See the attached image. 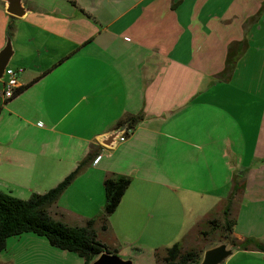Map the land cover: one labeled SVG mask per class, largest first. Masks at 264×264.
I'll return each mask as SVG.
<instances>
[{
    "label": "crops",
    "instance_id": "obj_1",
    "mask_svg": "<svg viewBox=\"0 0 264 264\" xmlns=\"http://www.w3.org/2000/svg\"><path fill=\"white\" fill-rule=\"evenodd\" d=\"M22 4L18 18L0 0V51L12 25L7 68L21 91L5 101L4 74L0 191L45 194L91 155L50 215L71 226L95 219L117 255L133 260L138 250L140 264H159L176 243L203 255L219 244L209 245V222L224 220L239 183L232 237L264 246V0ZM230 50L237 62L227 76ZM129 117L140 121L126 141L103 146ZM113 175L131 185L105 229L104 183ZM0 264L85 261L29 233L8 239ZM223 264H264V251L236 249Z\"/></svg>",
    "mask_w": 264,
    "mask_h": 264
},
{
    "label": "trees",
    "instance_id": "obj_2",
    "mask_svg": "<svg viewBox=\"0 0 264 264\" xmlns=\"http://www.w3.org/2000/svg\"><path fill=\"white\" fill-rule=\"evenodd\" d=\"M12 34L13 26L10 25L8 38H11ZM236 62V55L232 54L230 50L223 74L231 76ZM20 92L18 89L14 98ZM139 121V117H129L121 122L118 127L127 125L134 129ZM90 158L91 155L82 161L57 187L42 195L35 194L29 200H22L0 191V255L6 250L8 239L29 233L46 238L50 245L57 249L78 255L85 261V264H92L105 252L117 253L99 240L95 229V219L89 220L84 226H71L54 219L49 212L50 207L57 202L60 195L82 172ZM130 185L131 178L122 175H113L105 180V205L100 216L105 229L110 216L118 209ZM242 191V184H234L232 194L224 210V220L209 222L211 233H215L217 230L223 231L225 236L220 243L228 242L230 246H236V249L248 250L253 247L264 251V246L251 238L239 242L232 237L236 221L231 217V203L234 197ZM202 253L196 249L185 250L180 243H176L166 249L163 259L157 255V260L163 264H200L203 258Z\"/></svg>",
    "mask_w": 264,
    "mask_h": 264
},
{
    "label": "water",
    "instance_id": "obj_3",
    "mask_svg": "<svg viewBox=\"0 0 264 264\" xmlns=\"http://www.w3.org/2000/svg\"><path fill=\"white\" fill-rule=\"evenodd\" d=\"M6 11L13 17H23L27 10L22 0H6ZM14 54L11 38H8L5 47L0 51V80L4 78L5 71L10 59ZM126 130V125L100 139L103 146L113 149L118 144L119 137ZM236 250V246H230L228 242H221L218 245L205 251L200 264H223ZM92 264H134L132 260H125L117 254L103 253Z\"/></svg>",
    "mask_w": 264,
    "mask_h": 264
},
{
    "label": "built area",
    "instance_id": "obj_4",
    "mask_svg": "<svg viewBox=\"0 0 264 264\" xmlns=\"http://www.w3.org/2000/svg\"><path fill=\"white\" fill-rule=\"evenodd\" d=\"M5 75L7 77L4 89L2 91V97L5 101L11 100L16 95V92L18 91L20 85L18 80V73L11 68H7L5 71ZM134 129L129 128L126 125V130L124 133L119 137L118 142H124L126 139L133 133ZM101 156H98L95 159V163H97L100 160Z\"/></svg>",
    "mask_w": 264,
    "mask_h": 264
},
{
    "label": "rangeland",
    "instance_id": "obj_5",
    "mask_svg": "<svg viewBox=\"0 0 264 264\" xmlns=\"http://www.w3.org/2000/svg\"><path fill=\"white\" fill-rule=\"evenodd\" d=\"M72 226H79V224H72ZM203 229H209V227L207 226V225H205V224H203L202 226H201ZM210 230V229H209ZM224 233H223V231H221V230H218L217 232H215V233H213V234H211L210 235V238H209V245L211 244V246L213 245V244H215L216 242H218V243H220V241H222V240H224ZM194 244V246L196 245V246H203V245H208V243L207 242H205V241H203V240H197V241H194L193 242ZM141 252L143 253V250L141 249ZM139 254V251L137 250L133 255V260L132 259H128V258H123V257H121V258H123V259H125V260H132L133 261V263L134 264H140V262H139V260H137V255ZM139 259V258H138ZM159 264H162V263H159Z\"/></svg>",
    "mask_w": 264,
    "mask_h": 264
}]
</instances>
